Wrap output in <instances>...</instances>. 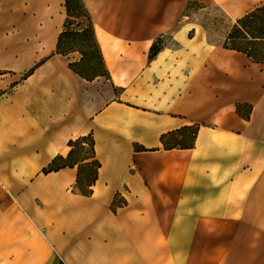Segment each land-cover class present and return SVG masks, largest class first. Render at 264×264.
Returning a JSON list of instances; mask_svg holds the SVG:
<instances>
[{"label":"crops","instance_id":"0c3cea01","mask_svg":"<svg viewBox=\"0 0 264 264\" xmlns=\"http://www.w3.org/2000/svg\"><path fill=\"white\" fill-rule=\"evenodd\" d=\"M80 1L96 76L58 51L64 0L0 11V264H264V63L185 18L264 0ZM83 138L91 185L46 171Z\"/></svg>","mask_w":264,"mask_h":264},{"label":"rangeland","instance_id":"374dc122","mask_svg":"<svg viewBox=\"0 0 264 264\" xmlns=\"http://www.w3.org/2000/svg\"><path fill=\"white\" fill-rule=\"evenodd\" d=\"M25 0H0V11L6 9L21 10L24 8ZM77 5L80 6V3ZM73 6L76 4L73 2ZM78 7L72 11V15L80 14ZM187 22L199 25L204 30V36L206 40L213 45L222 46L223 44H229L226 37L232 30L234 21L229 19L219 8L215 6H206L198 3H191L188 5L185 13ZM264 20V13L260 17ZM253 26L264 27V22H255ZM88 21L85 17H70L66 18V34L62 39V46L64 48L76 50L83 56V62L78 69L86 76L91 75L89 70L90 65H97L96 50L89 32L87 31ZM258 45L254 47L255 51L261 53L264 56V47ZM191 130L182 135L172 136L169 140V144L185 146L190 143ZM86 159L83 166L80 168L88 176L93 171V161L91 159V150L89 141H84V144H77L73 149L72 160ZM83 175V174H82Z\"/></svg>","mask_w":264,"mask_h":264},{"label":"trees","instance_id":"16d2710c","mask_svg":"<svg viewBox=\"0 0 264 264\" xmlns=\"http://www.w3.org/2000/svg\"><path fill=\"white\" fill-rule=\"evenodd\" d=\"M73 2L76 4V6H73ZM80 3V6L77 5ZM64 6L66 9V15L67 18H70L72 16L74 17H85V19L88 21V27L87 31L90 34V37L92 39V42L94 44L95 50H96V57H97V65H90L88 68L91 71L90 76H96L99 75L102 71V61L99 55L98 46L95 43L93 31H92V25L90 22V18L80 0H64ZM78 7L80 10V14L72 15V11L75 10ZM262 13H264V5L261 7L256 8L255 10L251 11L250 13L246 14L245 16L237 19L234 22V25L232 27V30L227 34V41H229V44H223L222 46L224 48L232 49L238 52H241L245 54L251 61L253 62H259L264 63V56H261V53L255 51L254 47L258 45H262L261 47H264V27H256L253 26L255 22H264L260 17L262 16ZM66 25V24H65ZM64 25V31L60 34V38L58 41V51L63 53L65 51L71 50L68 48L62 47V39L66 34V29ZM83 57V56H82ZM87 138H83L80 140H77L75 142H70L71 151L69 152L66 159H62L61 157H56L52 162L49 164L46 171H54L58 170L60 168L66 167V166H72L73 160L71 161V157L73 155V149L77 144L83 143ZM90 143V141H89ZM90 150H91V144H90ZM93 171L91 173V177L88 176L85 177L86 182L88 184H92L95 180L96 170L99 166L98 163L93 162ZM78 184L80 185L81 179L78 177ZM78 185V186H79ZM85 191H82V193Z\"/></svg>","mask_w":264,"mask_h":264}]
</instances>
